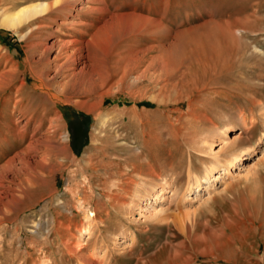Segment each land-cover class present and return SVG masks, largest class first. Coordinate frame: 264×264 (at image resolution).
<instances>
[{"label":"rangeland","instance_id":"rangeland-1","mask_svg":"<svg viewBox=\"0 0 264 264\" xmlns=\"http://www.w3.org/2000/svg\"><path fill=\"white\" fill-rule=\"evenodd\" d=\"M87 1L0 27V264H264V0Z\"/></svg>","mask_w":264,"mask_h":264},{"label":"bare ground","instance_id":"bare-ground-1","mask_svg":"<svg viewBox=\"0 0 264 264\" xmlns=\"http://www.w3.org/2000/svg\"><path fill=\"white\" fill-rule=\"evenodd\" d=\"M27 1H30V0H27ZM68 1H70V0H45V1H37V2H33V3H30V4H26V5H24V6H19V3H18V7H14L13 8V11L11 12V13H3V15H1V19H0V27H2V28H6V29H8V30H10V31H14L15 33H17L18 35H19V37L21 38V39H26L29 35H31L32 33H39L42 29H43V27L42 26H36L35 28H33V29H31L28 33H26V34H24V32H22V31H25V29H28V28H31L32 26H34V25H36V23L37 22H44V21H47L46 19H44V17L45 16H48V15H51V14H55V13H57V12H55L56 11V9H58V7L60 6V5H62L63 3H65V2H68ZM89 1H92V0H88L87 1V3L89 2ZM95 1V0H94ZM96 1H99V0H96ZM17 5V4H16ZM60 9V8H59ZM80 10H83L82 8H80ZM79 10V11H80ZM95 10V9H94ZM94 10H92V12L94 11ZM27 26V27H26ZM48 29V28H47ZM52 29H50L49 30V32H52L51 31ZM228 32L229 33H231V31L230 30H228ZM41 33V32H40ZM49 35V34H48ZM47 35V36H48ZM72 44H74V42H72V41H66V42H63V41H56V42H54V43H52V45H48V44H46V43H43V44H41V46L45 49V53L46 52H50L51 50H53L56 46L57 47H59V49H60V52H63V50H64V53L63 54H59V56L58 57H61V58H67V60L65 61V64L63 65V66H66L68 63H69V59H70V55H68V51H67V49L69 48V46H71ZM261 51V50H260ZM62 68V67H61ZM85 71V66H84V68L83 67H81V68H79V70L77 69V67L75 66L74 68H71V69H69L68 70V72L70 73L67 77H66V82L65 83H63V85H61L60 87H57L59 90H58V92L60 93H63V94H65L66 92H67V90L70 88L71 89V87H75V86H77L78 85V80H77V77H78V75H80V74H83V72ZM4 76V75H3ZM57 76V75H56ZM55 76V77H56ZM2 79L3 78H0V81H2ZM51 82V81H50ZM98 82V81H97ZM4 84V83H3ZM51 85V84H50ZM50 85H48L49 86V88H50ZM80 86V85H79ZM52 88V87H51ZM53 89V88H52ZM89 89V88H88ZM50 90V89H49ZM54 90H55V88H54ZM91 90H87L86 89V91L85 92H83V93H81V94H92V92H90ZM79 94V93H78ZM67 96V95H66ZM106 96H107V93H101L100 95H99V97H97V101H96V103L95 104H92V105H90V106H88V105H86V103L85 102H80V101H78V102H73L74 103V105L75 106H79V108L81 109V110H83V111H87V112H94L95 110H96V108L97 107H100L101 105H103V102L105 103V101H106ZM59 97V96H58ZM50 98V97H49ZM55 98V97H54ZM57 98V97H56ZM71 100H72V98H70ZM105 99V100H104ZM56 100V99H55ZM69 103V102H68ZM256 103V102H255ZM99 109V108H98ZM97 111V110H96ZM49 115V114H48ZM47 116V115H46ZM45 118V117H44ZM47 118V117H46ZM108 117H106V118H103V119H101L100 118V120H101V126L103 127V126H105L106 125V123H109L108 122V119H107ZM55 120V119H54ZM100 122V121H99ZM52 125V124H51ZM50 125V126H51ZM54 133H56V132H54ZM250 133V132H249ZM56 135V134H55ZM56 137V136H55ZM44 140V139H43ZM63 140L64 141H68V137L67 136H64V138H63ZM50 142H51V140H49ZM48 143V142H47ZM263 143V142H262ZM262 143H260V144H262ZM37 144V143H36ZM41 144V143H40ZM38 145V144H37ZM43 145V144H42ZM140 145V144H139ZM32 146H34V143H31L30 145H28V151L30 150V149H32ZM54 146H56V145H53V147ZM57 146H59V145H57ZM56 146V148L55 149H57L56 151H58V149L59 148H61V147H57ZM63 146H65V145H63ZM258 146H261V145H258ZM49 148H51L50 146H48ZM47 148V147H46ZM256 147H254L253 149H252V152H254L256 149H255ZM61 149H63V147L61 148ZM64 149H65V151H66V148L64 147ZM63 149V150H64ZM257 149H258V147H257ZM260 149V148H259ZM60 150V149H59ZM30 151H32V150H30ZM52 151V150H51ZM55 150H53V152H54ZM53 152H52V154H53ZM61 152V151H60ZM141 152H143V151H141ZM148 152V151H147ZM259 152V151H258ZM36 153H39L38 152V150L36 151ZM55 153V152H54ZM143 153H145V152H143ZM143 153H141L142 155H138V156H136V158H142L143 157ZM26 154V153H25ZM30 154V153H29ZM57 154H58V152H57ZM136 155V154H135ZM145 155V154H144ZM18 156V155H17ZM44 156V155H43ZM57 156V155H56ZM20 157V156H19ZM130 157V156H129ZM16 156L12 159V160H10L9 161V163L11 164V163H15L16 162ZM135 158V159H136ZM143 159V158H142ZM40 161V160H39ZM25 162H27V161H25ZM24 162V163H25ZM43 162H46V158H44L43 157ZM8 163V164H9ZM51 163V162H50ZM49 163V164H50ZM55 163H57V165H58V161H54V163H51L52 164V166H48L49 168H50V173L49 174H53L54 172L52 171V168H53V166H54V164ZM60 163V162H59ZM151 163V162H150ZM26 164V163H25ZM140 164V163H139ZM138 164V165H139ZM228 164V163H227ZM40 165H42V164H40ZM141 165V164H140ZM146 165V164H145ZM229 165H230V163H229ZM232 165V164H231ZM45 166V165H44ZM56 166V165H55ZM133 166V165H132ZM240 166V165H239ZM238 166V167H239ZM57 167V166H56ZM134 168H135V170H138L139 168H140V166H133ZM145 167V166H144ZM44 168H46V167H44ZM55 168V167H54ZM53 168V169H54ZM143 168V167H142ZM21 169V168H20ZM55 170V169H54ZM3 171V170H2ZM135 172V171H134ZM138 172V171H137ZM225 173L224 174H226V175H229L231 172H230V166L228 167L227 166V168H226V170L224 171ZM139 173V172H138ZM222 174V173H221ZM5 175V174H4ZM153 175H154V173H153ZM33 176H35V175H33ZM217 177L215 178V182H217V181H219V180H221V179H225V176L222 178V175H216ZM34 178V177H33ZM39 178V177H38ZM5 179V178H4ZM26 179V178H25ZM31 179V178H30ZM36 180H38V179H36ZM0 181H1V179H0ZM34 181V180H33ZM32 181V182H33ZM31 182V183H32ZM214 182V183H215ZM20 183V182H19ZM34 184H35V182H34ZM139 184H140V182H139ZM146 184V183H145ZM23 185V184H22ZM22 185H21V188H22ZM141 185V184H140ZM19 186V185H18ZM24 186H26L25 184H24ZM23 186V187H24ZM31 186V185H30ZM20 187V186H19ZM136 187V186H135ZM213 187V185L211 184V185H208V183H207V186L205 187L206 188V191H209L210 192V189ZM26 188V187H25ZM27 188H29V187H27ZM26 188V189H27ZM30 189V188H29ZM125 189V188H124ZM124 189H123V192H124ZM138 189V188H137ZM25 190V189H24ZM129 190V189H128ZM126 191V190H125ZM135 192H137V191H135ZM143 192V191H142ZM121 193V192H120ZM119 193V194H120ZM128 193V192H127ZM123 194V193H122ZM110 195V194H109ZM118 195V194H117ZM120 196V195H119ZM114 197H116V196H114ZM118 197V196H117ZM116 197V198H117ZM154 197H155V195H154ZM201 197H202V194H200V191H198V194L196 193L195 194V196H192V197H188L189 198V201L191 200L192 202L193 201H197V200H201ZM132 198V197H131ZM160 198V196L157 194L156 195V197H155V202L156 201H158V199ZM264 198V197H263ZM109 199V198H108ZM115 199V198H114ZM134 199V198H133ZM136 199V198H135ZM150 204H152V202H150ZM149 204V205H150ZM148 211H150V212H152V211H155V209H154V206H150V208H148ZM87 230L89 231V229H87V228H85L84 230H82L81 231V233H83V231H86L87 232ZM120 245V244H119ZM246 252V251H245ZM249 256V255H248ZM224 261V260H223ZM227 263L228 264H244L242 261L240 262V263H235L234 262V260H232V261H228L227 260Z\"/></svg>","mask_w":264,"mask_h":264}]
</instances>
